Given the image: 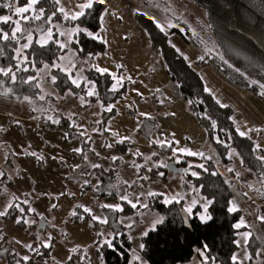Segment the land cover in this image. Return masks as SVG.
I'll use <instances>...</instances> for the list:
<instances>
[{
  "label": "trees",
  "instance_id": "1",
  "mask_svg": "<svg viewBox=\"0 0 264 264\" xmlns=\"http://www.w3.org/2000/svg\"><path fill=\"white\" fill-rule=\"evenodd\" d=\"M137 3L155 9L168 20L184 29V36L193 45L199 47L204 52V58L200 63L208 60L223 76L236 85L248 89L259 96L264 101V96L260 95L259 84L252 81L264 83V0H219L222 7L230 12V18L225 20L219 12L214 10L215 0H176L183 9V14L191 8L198 9L203 17L199 19V27H194L192 22L185 21L182 15L172 11L174 0H134ZM10 3L11 10L4 7ZM27 4V0H0V16L11 15L15 20L14 7H21ZM45 17L56 12L51 24L42 21H34L26 24L25 27L37 28L42 26L47 29L53 24H61L67 27H78L86 31H79L72 36L69 47L76 50L77 54L84 58L94 56L105 49L104 42L94 39L88 32L97 33L100 29V19L105 4L94 3L91 10H87V15L78 20H65L63 14L57 11L54 0H42ZM136 22L145 30L150 49L153 52L160 51L164 67L171 77V86L184 102L186 109L191 113L198 123L206 131V140L212 151L214 159L222 166L228 162V154L234 153L240 160L243 169L250 171L253 175V182L258 186L257 190L250 187L253 193H257L264 198V160L260 157V150L255 147L256 135H240L236 130V125L232 120V110L230 107H221L219 103L208 93L192 64L170 44L168 36L154 23V21L138 12L133 13ZM204 18V19H203ZM23 23V22H22ZM12 24L0 23V28L11 34ZM173 32H178L173 29ZM36 34L37 32H33ZM48 44L44 47L33 42L32 46L25 50L29 62L20 67H27L28 71H16V53L18 47L14 41L0 40V67H11L16 72V80L13 82L10 77L0 74V96L13 99L19 102L31 103L39 101V92L35 86V79L28 80L35 75V71L43 64H49L52 77H56L54 87L60 94L71 91L75 97L85 96L84 83L79 87L73 84L68 74L55 67L59 56L66 51V47H61L60 39L56 30ZM22 43V40L21 42ZM89 78L95 83L96 95L85 96L88 102H100L103 106H108L121 98L125 91V85H121L116 91L112 88V79L108 73L89 71ZM11 89V92L7 90ZM7 93V94H5ZM27 97L28 99H25ZM50 97L43 99L45 105ZM114 110L103 112L102 121L112 115ZM103 123V122H102ZM66 124L64 119H60L59 125ZM123 152L125 146L117 144ZM172 160V159H171ZM191 167L200 175V179L210 176L215 180L222 181L221 176L216 171L211 160L206 159L202 163L193 158ZM185 161L179 167H185ZM202 165V167H201ZM164 170V169H163ZM165 171V170H164ZM167 172V171H165ZM191 178V177H189ZM100 190L98 195L106 201H116V181L115 170H112L106 177H101ZM192 179V178H191ZM195 182V179H192ZM222 189L218 192L217 200L210 203L207 208L210 220L201 221L197 212L199 206L188 214L189 227L185 226L180 210L182 200L165 204L160 199V195H152L145 206L131 207L124 202H120L123 211H113L110 213L109 222L106 224L113 230L112 237L101 245V264H129L131 241L126 232V227L117 222L119 215H130L139 210L149 208L156 210L162 217V222L155 228L147 231V235L141 237L142 257L148 264H179L189 261L197 248H202L208 261H215L218 264H239L233 261L232 257L238 245L236 243L237 229L235 222L240 218L241 211L229 212V200L232 193L239 194V202L244 198L242 189L229 186L222 182ZM14 205V203L12 202ZM15 209L8 208L7 212ZM106 209V208H105ZM82 215L70 217L73 223L86 222L91 219L89 213L78 211ZM79 217V218H78ZM97 226H101L98 221H93ZM16 226L24 229L23 221L16 223ZM257 236L252 235L248 248L254 251ZM11 241L2 233L0 229V263L1 264H33L36 260L49 259L50 247H40V252H33L28 261H24L21 256L10 248ZM2 249V250H1Z\"/></svg>",
  "mask_w": 264,
  "mask_h": 264
},
{
  "label": "crops",
  "instance_id": "2",
  "mask_svg": "<svg viewBox=\"0 0 264 264\" xmlns=\"http://www.w3.org/2000/svg\"><path fill=\"white\" fill-rule=\"evenodd\" d=\"M81 2L83 0H61V5L66 11L74 12L79 11L76 5ZM104 4L100 29L93 34L99 37L97 40L106 41L104 51L94 56L80 57L75 49L68 46L72 36L77 33L71 30L76 27L53 24L52 31H57L62 37L60 44L65 42L63 45L66 47V51L59 56L55 65H59L58 68L68 74L71 81L75 79L79 84L84 83L85 96H89L88 91L95 88V83L89 78V71H97V67L108 69L106 73L112 79V88L114 85L116 89L125 85L121 98L113 104L103 106L98 101H86L85 96L77 98L69 90L60 94L51 79L52 67L45 63L35 71L33 76L36 89L40 94L39 101L36 103H41V107L35 106L34 101L30 104L24 102L25 105L3 96H0V107L6 110L11 106L12 117L20 122L44 125L50 130L68 131L70 137L82 139L85 145L82 159L85 158L86 161V165L83 166L86 172L95 169L102 177H106L115 170L116 202H124L131 207L132 203H135L136 207L147 205V191L141 174L142 170L137 167L140 161L147 159L151 160L152 176H156L154 166L162 159L164 162L172 159L178 166L185 161L183 174L195 179L198 185H202L211 203L217 200L218 192L222 189V182H226L231 187L238 178L243 177L245 191H243L244 198L241 202H239V194L232 193V196L235 199L237 196L238 199L239 208L237 209L241 211L239 219L243 218L246 225L250 224L257 228V232L264 236V223L258 219L264 216V198L257 199L259 191L258 186H255L253 182L252 173L242 168L240 160L232 152L228 154V162L224 166L214 159L206 140L205 129L189 113L183 100L173 91L171 77L166 72L160 51H151L146 32L136 22L133 13L138 12L150 17L160 29H163L170 44L198 71L205 90L219 101L220 105L231 108L232 120L237 132L239 134L244 132L243 136L256 135L255 147L260 146L256 147L260 150V157L264 156V101L252 91L228 80L208 60L200 63L205 57L202 49L189 42L180 31L173 32L172 30L178 27L166 20L155 9L145 7L134 0H106ZM61 5H57V9ZM14 9L15 7L13 12ZM15 19L18 17L15 16ZM60 32L70 34L62 36ZM39 35V32L33 33L34 41L39 38ZM24 42L26 41L22 43ZM44 65H48L49 68L45 69ZM113 75L117 79H113ZM120 77H123V80L117 84ZM41 97L43 99L50 97L51 100L44 105ZM109 107L114 110V113L102 121V114L108 112ZM60 119L65 120L64 126L59 125ZM61 141H64L62 137L59 142ZM117 144L124 145L125 150L122 152ZM180 149L202 155H188ZM113 157L116 159L113 160ZM193 158L201 163L209 159L214 167L215 163L219 164L222 175L226 176L224 172L228 173L233 181L236 180L235 183H230L226 179L227 176L221 177L220 183L210 176L200 179L201 175L191 167L195 164L191 161ZM93 164L100 167L93 168ZM250 187L256 189L258 194L253 193ZM124 195L128 196L127 201L120 199ZM232 205L233 203H230V207ZM197 206L199 205L194 207ZM158 219L162 221L159 212L145 208L130 215H119L117 222L126 227L132 248L133 237L136 240L139 238L141 243V237L145 232L153 229ZM239 230L253 232L249 226L241 227L237 229V232ZM201 252L204 253L203 256ZM205 257L207 256L204 249L197 248L189 261L179 264H218L215 261L209 262L208 259L205 262ZM129 264L148 263L141 258L133 261L130 249Z\"/></svg>",
  "mask_w": 264,
  "mask_h": 264
},
{
  "label": "rangeland",
  "instance_id": "3",
  "mask_svg": "<svg viewBox=\"0 0 264 264\" xmlns=\"http://www.w3.org/2000/svg\"><path fill=\"white\" fill-rule=\"evenodd\" d=\"M172 6L174 13L182 15L184 20L192 22L194 27H199L198 20L203 15L198 9L191 8L183 14L179 2L174 0ZM213 8L225 20L230 18V12L222 7V2L219 0L213 2ZM165 19L168 20L166 17ZM174 25L184 34L182 27ZM22 104H25L24 101ZM34 104L37 107L42 105L36 102ZM3 108L0 107V212L7 210V205L12 202L15 209L8 212V215L0 217V229L11 241L10 248L21 257H31L33 252H40L39 248L44 243H50L49 259L36 260L33 264H101L100 247L113 235L112 228L106 225L107 223L97 226L93 220L73 223L69 219L74 210L83 211V208L87 207L92 210L93 215L107 217L109 222L110 213L101 205H120V202L103 200L97 194L103 182L102 175L95 169L86 172L83 167L86 161L85 158L82 159L85 148L82 139L70 137L68 131L50 130L44 125L31 124L27 121L20 122L12 117L11 106L6 110ZM60 137L64 139L63 142H59ZM76 149L80 151H75ZM165 163L164 159L160 160L154 166L157 174L152 176L151 160L139 162L147 191L146 203L152 196L148 194L154 193V195H160L163 203L165 200H171V202L182 200V208L188 214L192 212L186 209L199 205L197 216L201 221H206L201 217L209 216L208 211L205 213L204 205L210 200L202 185H198L186 174L165 172L163 170ZM217 168L220 170L219 164ZM224 174L227 178L219 173L230 183H235L236 180L233 181L228 173L224 172ZM237 182L234 185L245 191L244 178H238ZM231 198L229 203H234L239 208L237 196L236 199L234 196ZM260 198L261 196L257 195V199ZM193 201L196 202L195 205ZM20 208H23L24 212H21ZM17 220L23 221L24 229L16 226ZM239 222L240 219L235 224ZM247 226L251 227L253 230L251 233L257 236V245L251 252L242 236L246 230H239L236 235V243L239 241V244L237 243L238 248L234 255L240 264H264V236L259 234L257 228L252 225L247 224ZM26 245L32 247H25ZM73 248L76 252L71 251ZM140 248L139 238L136 240L133 237L131 248L133 261L136 257L146 261L139 252ZM246 254L251 259H246ZM69 256L72 257L71 260Z\"/></svg>",
  "mask_w": 264,
  "mask_h": 264
},
{
  "label": "snow or ice",
  "instance_id": "4",
  "mask_svg": "<svg viewBox=\"0 0 264 264\" xmlns=\"http://www.w3.org/2000/svg\"><path fill=\"white\" fill-rule=\"evenodd\" d=\"M55 4L56 5H61V0H54ZM106 0H83V2L81 3H78L76 5V7L79 9V11H74V12H70V11H66L65 7L63 5H61L57 11L60 12L61 14H63V17L65 20H78L80 19L81 17H84L86 16L88 13H87V10H91L94 6V3H100V4H103L105 3ZM42 3V0H27V4L26 6H22V7H15L14 9V14L18 17V19H15L13 20L11 16H8V15H3V16H0V23L2 24H12L14 25V27L11 29V34H9V32L7 31H4L2 28H0V40L2 41H14L16 42L17 44H19L20 46L15 48L14 51L16 53V59H17V64H16V71H28L29 69L27 67H24V68H21L20 66L22 64H25L27 62H29V58L27 55H25V50L29 49L33 42H34V37H33V32H39L40 35H39V38H37L35 40V43L38 44L39 46L41 47H44L48 44L49 40H51L52 38V28L49 27L47 28L46 30L41 28V27H37L35 29L33 28H30V27H25L26 24H30L31 22H34V21H44L45 23H48V24H51L52 20H53V17L56 15V12H52L51 15H48L47 17H45V12L46 10L41 6V7H37L38 5H41ZM4 7L6 8H9L11 10L12 8V5L10 3L8 4H4L3 5ZM27 14V15H25ZM101 19H103L101 17ZM23 22V23H22ZM163 30V29H161ZM79 31H86L84 29H80V28H73L71 30V32H79ZM66 34H70V33H65V32H60V35H66ZM88 35L89 36H92L94 39H97L99 38L97 35H93V33L91 32H88ZM21 40H24L26 42L24 43H20ZM106 42V41H104ZM65 45L61 44V47H64ZM55 67H59V65H54ZM118 67H121V66H118ZM44 68L47 69L49 68L48 65H44ZM97 71L101 72V73H106L108 71V69H105V68H99L97 67ZM0 74H2L3 76H6V77H10V79L15 82L16 80V72L13 71V69L11 67L9 68H4V67H0ZM32 79H35L34 77H29L28 80L31 81ZM52 79V82L55 83V80H56V77H51ZM113 79H117L115 77V75H113ZM123 80V77H120L118 80H117V84L120 83V81ZM74 84H76L77 87L80 86L79 82L77 80H73L72 81ZM253 84H259V87L261 89H264V83H260L258 81H252ZM8 92H11V89H8L7 90ZM113 91H116V86L114 85L113 86ZM7 94V93H5ZM88 95L89 96H93V95H96V92L93 89H90L88 91ZM260 95L264 96V91H261ZM43 99V97H41ZM25 99H28L27 97H25ZM83 100V98H82ZM217 103H219V101H217ZM221 107H225V105H221ZM107 111H112V108L109 107L107 109ZM49 119H51V117H49ZM54 122H58V121H54ZM240 135H245L244 132H241ZM257 148H259L260 146L257 145L256 146ZM75 151H80V149H76ZM180 151H183V152H187L188 155H202L201 153H196V152H191L187 149H180ZM32 155H35L34 153H32ZM116 158L113 157V160H115ZM258 159L260 160H264V156H261V157H258ZM93 168H98L100 167V165H97V164H93L92 165ZM139 167V166H137ZM202 167V165H201ZM193 175H196V173H192ZM87 183V182H86ZM148 195H154V193H149ZM121 200H125L127 201L128 200V196L127 195H124V196H121L120 197ZM129 203H132L131 201H128ZM171 200H165V203H170ZM25 203H27V201H25ZM195 201H193V205H195ZM211 201H208L205 205H204V210H205V213L207 212V206L208 204H210ZM14 207L13 204L9 203L7 205V208H12ZM15 207H19V205H15ZM53 207H56V205H53ZM78 208L79 207H82V206H77ZM102 208H106V209H110V210H113V211H123V208L120 206V205H112V204H103L101 205ZM132 207H136V204L135 203H132ZM20 211L21 212H24V209L23 208H20ZM31 211H34V209H31ZM83 211L85 213H89V215L91 216V219L93 221H98L99 223L101 224H106L108 223V218L107 217H101V216H96V215H93L92 214V210L87 208V207H84L83 208ZM186 211L188 212H191V208L189 209H186ZM238 211L236 205L233 203L232 207L229 208V212H236ZM8 215V212L7 210H5L4 212H0V217H3V216H6ZM72 216H78V212L77 211H73L71 213ZM79 218V217H78ZM202 220H210L211 219V216H202L201 217ZM258 219L261 220L262 223H264V216H261V217H258ZM21 221L20 220H17V223H20ZM162 221L161 220H156L155 221V224H159L161 223ZM25 223H27V221H25ZM155 224L153 225V228L155 227ZM235 228L239 229L241 227H247V225L245 224V221L243 220V218H241L240 222L237 223L236 225H234ZM144 235H147V232L144 233ZM252 233L251 232H244L242 233V236L244 238V243L245 245L248 243V239L251 237ZM49 241H51V237H49ZM237 243L239 244V241H237ZM25 247H28V248H31L32 246L31 245H26ZM43 247L45 248H48L50 247V243H44L43 244ZM144 246L141 245V248H143ZM72 252H76V249L73 248L71 250ZM201 255L203 256L204 253L201 252ZM245 258L246 259H251L250 256H248L247 254L245 255ZM22 259L24 261H28L30 259V257L28 256H23ZM72 257L69 256V260H71ZM136 259H139V257H136ZM207 257H205V262L207 261ZM232 260L233 261H236L237 260V257L234 255L232 257ZM19 264V262H18Z\"/></svg>",
  "mask_w": 264,
  "mask_h": 264
},
{
  "label": "water",
  "instance_id": "5",
  "mask_svg": "<svg viewBox=\"0 0 264 264\" xmlns=\"http://www.w3.org/2000/svg\"><path fill=\"white\" fill-rule=\"evenodd\" d=\"M163 169L167 172H171V173H174V174H177V173H183L185 171V169L183 167H179L174 161H168L165 163ZM180 213H181V216H182V219H183V222L185 224V226L189 227V222H188V215L187 213L181 209L180 210Z\"/></svg>",
  "mask_w": 264,
  "mask_h": 264
},
{
  "label": "built area",
  "instance_id": "6",
  "mask_svg": "<svg viewBox=\"0 0 264 264\" xmlns=\"http://www.w3.org/2000/svg\"><path fill=\"white\" fill-rule=\"evenodd\" d=\"M217 163H215V167H216V170H217V172H219V173H221V170H219V168H217ZM153 174H155V173H153Z\"/></svg>",
  "mask_w": 264,
  "mask_h": 264
}]
</instances>
